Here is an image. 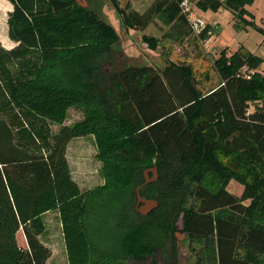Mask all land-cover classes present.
Returning a JSON list of instances; mask_svg holds the SVG:
<instances>
[{
    "label": "trees",
    "instance_id": "obj_1",
    "mask_svg": "<svg viewBox=\"0 0 264 264\" xmlns=\"http://www.w3.org/2000/svg\"><path fill=\"white\" fill-rule=\"evenodd\" d=\"M7 1L17 45L0 43V264H48L52 251L41 235L50 212L61 220L69 264H140L175 245L180 221L187 239L203 243L200 254L213 247L196 264H264V77L247 70L263 59L222 50L214 61L219 84L207 93L187 64L109 73L100 63L120 36L95 11L76 0ZM110 1L127 31H145L163 15L177 36L195 33L192 0H155L142 15ZM254 1L198 0L196 7L226 6L246 21ZM210 32L205 25L195 35L205 42ZM73 108L84 118L66 125ZM87 136L102 164L96 192L119 197L121 256L97 253L88 240L84 215L94 190H81L67 154L72 140ZM155 168L158 179L146 184L145 172ZM209 177L222 183L208 187ZM232 179L244 186L241 196L227 190ZM138 188L158 202L147 216L136 209ZM132 209L141 222L129 220Z\"/></svg>",
    "mask_w": 264,
    "mask_h": 264
},
{
    "label": "rangeland",
    "instance_id": "obj_2",
    "mask_svg": "<svg viewBox=\"0 0 264 264\" xmlns=\"http://www.w3.org/2000/svg\"><path fill=\"white\" fill-rule=\"evenodd\" d=\"M83 8L95 11L100 18L113 27L120 41L114 46L111 54L105 56L100 66L104 71L113 73L129 66H153L163 69L167 63L192 67L197 85L203 93L213 90L219 84V74L214 61L220 52L227 50L228 56L240 50L252 53L264 61V0H255L253 5L247 7L249 14L246 21L240 16L222 6L219 11H201L196 7L198 0H192L190 6L195 15L192 19L193 26L201 27L211 25L213 33L209 43L201 41L195 33L187 37H179L173 30V25L167 17L160 15L148 26L145 31L124 27L123 17L110 0H76ZM155 0H118L119 5L128 13L136 12L140 15L150 10ZM13 11L12 4L7 0H0V41L6 49H12L17 44L9 35V14ZM197 33V32H196ZM144 37L155 39L156 47L149 48ZM250 75L260 74L264 77V64L258 69H249ZM259 104H251V110ZM83 112L73 108L68 113L66 125H72L83 120ZM59 126L52 125L54 132ZM69 148V160L73 177L82 191L94 190L86 199L84 224L86 227L90 247L97 253H113L121 256L119 246L121 243V217L118 214L119 197L116 195L96 192V188L104 183L101 175V162L97 159V147L93 136L75 138ZM77 146V147H76ZM225 162V159L220 155ZM153 170V169H152ZM145 172V178L152 179L153 171ZM222 182L218 178L209 177L205 183L208 187H219ZM227 190L241 196L244 186L232 179ZM190 203L191 200H190ZM249 204V201L245 202ZM137 212L138 208L136 206ZM129 220L139 223L142 219L132 209ZM46 230L41 235V240L52 251L48 264H69L67 246L63 233V226L57 213L50 212L44 216ZM181 222V221H180ZM181 223H179V227ZM180 243L178 264H196L198 257L213 254V247L205 249L204 256L200 254L202 242H191L181 231L175 234ZM19 246L27 249V242L21 231L18 234ZM161 248L156 250V259L163 263ZM264 258V256H263ZM153 259L147 257L140 264H152Z\"/></svg>",
    "mask_w": 264,
    "mask_h": 264
},
{
    "label": "water",
    "instance_id": "obj_3",
    "mask_svg": "<svg viewBox=\"0 0 264 264\" xmlns=\"http://www.w3.org/2000/svg\"><path fill=\"white\" fill-rule=\"evenodd\" d=\"M152 171H153V176L154 177L152 179H150V180L146 178V184L155 182L158 179V177H159L158 170L156 168L153 169ZM136 194H137V199H138L137 208H138V212L141 215L147 216L154 209H156L158 207V202L157 201H155V200H146V199L142 198V196L140 194V188H138L136 190ZM179 223H181L180 227H179ZM179 223L177 225V228H178L179 231H181L183 229V224H182V221L179 222Z\"/></svg>",
    "mask_w": 264,
    "mask_h": 264
},
{
    "label": "flooded vegetation",
    "instance_id": "obj_4",
    "mask_svg": "<svg viewBox=\"0 0 264 264\" xmlns=\"http://www.w3.org/2000/svg\"><path fill=\"white\" fill-rule=\"evenodd\" d=\"M183 233V231H182ZM173 240L175 241V245L172 242L168 244L166 248H164L162 251L163 255V263L162 264H178V258L180 255V243L179 240L175 238V235L173 234ZM187 237V236H186ZM156 254L154 255L153 259V264H159L158 260L156 259Z\"/></svg>",
    "mask_w": 264,
    "mask_h": 264
},
{
    "label": "built area",
    "instance_id": "obj_5",
    "mask_svg": "<svg viewBox=\"0 0 264 264\" xmlns=\"http://www.w3.org/2000/svg\"><path fill=\"white\" fill-rule=\"evenodd\" d=\"M183 6L184 7H186L187 9H188V1H185L184 3H183ZM194 17V15L192 14L191 15V18H193ZM204 27H201L199 24H195L194 26H193V30H194V32L196 33V32H198L199 30H201V29H203ZM209 35H210V38L208 39V40H206L205 42H207V43H209V41L211 40V36H212V33L210 32L209 33ZM246 70V69H245ZM248 70V69H247Z\"/></svg>",
    "mask_w": 264,
    "mask_h": 264
},
{
    "label": "crops",
    "instance_id": "obj_6",
    "mask_svg": "<svg viewBox=\"0 0 264 264\" xmlns=\"http://www.w3.org/2000/svg\"><path fill=\"white\" fill-rule=\"evenodd\" d=\"M0 43H2V41H0ZM71 147V144L69 145V147H68V152H67V154H68V158H69V148ZM77 147V146H76ZM69 162H70V160H69ZM71 166V165H70Z\"/></svg>",
    "mask_w": 264,
    "mask_h": 264
}]
</instances>
